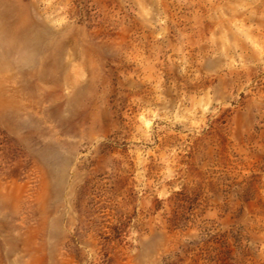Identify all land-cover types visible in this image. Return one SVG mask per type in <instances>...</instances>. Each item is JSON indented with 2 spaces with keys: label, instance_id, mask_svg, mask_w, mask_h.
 I'll list each match as a JSON object with an SVG mask.
<instances>
[{
  "label": "rangeland",
  "instance_id": "obj_1",
  "mask_svg": "<svg viewBox=\"0 0 264 264\" xmlns=\"http://www.w3.org/2000/svg\"><path fill=\"white\" fill-rule=\"evenodd\" d=\"M0 264H264V0H0Z\"/></svg>",
  "mask_w": 264,
  "mask_h": 264
}]
</instances>
